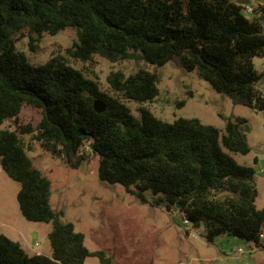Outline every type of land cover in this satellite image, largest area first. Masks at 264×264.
Segmentation results:
<instances>
[{"label": "trees", "instance_id": "1", "mask_svg": "<svg viewBox=\"0 0 264 264\" xmlns=\"http://www.w3.org/2000/svg\"><path fill=\"white\" fill-rule=\"evenodd\" d=\"M66 28L76 34L65 50L72 58L99 55L156 67L174 60L234 103L264 111V92L256 87L264 72L257 73L252 61L264 57V0H0V125L9 118L15 126H0V166L19 183L21 215L50 224L51 248L50 256L28 255L0 232V264H83L88 256L114 264L105 251L89 250L84 234L52 207L51 182L34 166L22 134L72 167L88 153L97 155L101 181L122 184L141 202L179 209L184 221L204 225L209 241L228 234L264 248L254 168L238 164L220 146L247 154L246 120L226 119L221 133L197 118L162 120L145 107L136 117L124 100L152 101L159 93L156 71L112 70L108 94L65 55L32 64L16 46L26 35L34 50L42 34ZM95 98L105 103L101 113L93 109ZM23 106L39 112L35 125L21 122Z\"/></svg>", "mask_w": 264, "mask_h": 264}, {"label": "rangeland", "instance_id": "2", "mask_svg": "<svg viewBox=\"0 0 264 264\" xmlns=\"http://www.w3.org/2000/svg\"><path fill=\"white\" fill-rule=\"evenodd\" d=\"M258 1L251 0V3L254 5ZM75 39V30L66 28L55 35L42 34L34 42V50L26 35L17 40L16 46L25 52L32 64L43 63L56 53L65 55L71 65L96 81L100 90L108 94H113L106 81L112 70H122L125 74L138 68L156 71L159 93L152 101L124 100L136 117L140 116L139 109L145 107L162 120L197 118L217 127L221 133L226 119L244 118L243 129L250 151L239 154L220 146L238 164L253 166L258 192L255 204L259 209L264 208L262 111L234 103L229 96L216 92L195 71L184 70L174 60L156 67L142 60L110 62L99 55L88 61L72 58L65 50ZM252 61L256 72L263 73L264 57L255 56ZM256 87L264 92L263 77L256 82ZM179 101H183L182 106L177 105ZM19 117L22 123L35 125L40 114L23 106ZM0 126L15 128L9 118ZM21 139L34 166L51 182L52 207L62 211V219L72 222L75 230L84 234V244L89 250L105 251L114 264H264V248H256L251 242L228 234L209 241L204 225L194 226L184 221L179 209L167 210L164 204L153 206L141 202L122 184L101 181L97 173V155L88 153L78 167H72L59 156L44 151L30 134H22ZM18 189L19 183L0 166V232L22 244L28 255L40 250L50 256V224L29 221L21 215L16 199ZM83 264L100 263L97 257L88 256Z\"/></svg>", "mask_w": 264, "mask_h": 264}, {"label": "water", "instance_id": "3", "mask_svg": "<svg viewBox=\"0 0 264 264\" xmlns=\"http://www.w3.org/2000/svg\"><path fill=\"white\" fill-rule=\"evenodd\" d=\"M235 2L238 4H248L249 0H235ZM92 105H93L94 111L97 113L103 112L106 108L104 101L99 98H95L93 100ZM262 113H263V119H264V111ZM176 206H178V204Z\"/></svg>", "mask_w": 264, "mask_h": 264}, {"label": "built area", "instance_id": "4", "mask_svg": "<svg viewBox=\"0 0 264 264\" xmlns=\"http://www.w3.org/2000/svg\"><path fill=\"white\" fill-rule=\"evenodd\" d=\"M246 9H247V11H250L251 10V7L249 5H247V8ZM259 244L264 245V230L259 233ZM253 246L256 247L255 245H253Z\"/></svg>", "mask_w": 264, "mask_h": 264}, {"label": "crops", "instance_id": "5", "mask_svg": "<svg viewBox=\"0 0 264 264\" xmlns=\"http://www.w3.org/2000/svg\"><path fill=\"white\" fill-rule=\"evenodd\" d=\"M21 246H22V244H21ZM22 248L24 249V247L22 246ZM24 251H25V249H24ZM26 252V251H25ZM45 254V255H48V254H46V253H44V252H42V251H40V250H38V251H36L35 252V254Z\"/></svg>", "mask_w": 264, "mask_h": 264}]
</instances>
